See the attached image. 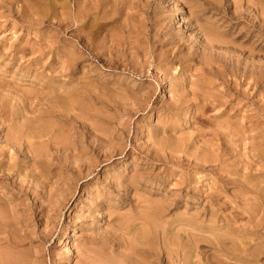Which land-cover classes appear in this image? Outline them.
I'll use <instances>...</instances> for the list:
<instances>
[{"label":"rangeland","instance_id":"374dc122","mask_svg":"<svg viewBox=\"0 0 264 264\" xmlns=\"http://www.w3.org/2000/svg\"><path fill=\"white\" fill-rule=\"evenodd\" d=\"M0 124V264H264V0H0Z\"/></svg>","mask_w":264,"mask_h":264},{"label":"bare ground","instance_id":"6f19581e","mask_svg":"<svg viewBox=\"0 0 264 264\" xmlns=\"http://www.w3.org/2000/svg\"><path fill=\"white\" fill-rule=\"evenodd\" d=\"M7 1H10V0H7ZM48 3V2H47ZM56 6H58V5H56ZM5 8V7H4ZM238 9V8H237ZM231 14V13H230ZM235 14V13H234ZM242 15V14H241ZM242 19V18H241ZM262 21V20H261ZM253 25V24H252ZM260 28V27H259ZM204 30V29H203ZM202 31V30H201ZM201 36V35H200ZM202 38V37H201ZM211 38V37H210ZM225 39V38H224ZM205 40V39H204ZM216 40V39H215ZM208 41V40H207ZM213 41V40H212ZM209 42V41H208ZM211 42V41H210ZM215 42V41H214ZM204 43H206V42H204ZM227 44V43H226ZM211 45V44H210ZM209 45V46H210ZM208 47V46H207ZM216 47V46H215ZM236 50V49H235ZM235 50H234V52H235ZM229 51V50H228ZM230 52V51H229ZM250 52V51H249ZM252 53H253V51H251ZM232 53V52H231ZM242 53V52H241ZM248 54V53H247ZM250 55V54H249ZM229 56V55H228ZM247 56V55H246ZM19 58V57H18ZM245 61V60H244ZM257 61V60H256ZM255 61V62H256ZM260 61V60H259ZM20 62V61H19ZM250 63V62H249ZM253 63V62H252ZM226 64V63H225ZM258 64V63H257ZM260 64V63H259ZM219 69V68H218ZM216 70V69H215ZM222 71V70H221ZM192 83V82H191ZM244 87V86H243ZM236 88H238V87H236ZM243 89V88H242ZM198 90V89H197ZM76 91V90H75ZM182 92V91H181ZM76 94V93H75ZM4 97V96H3ZM95 97V96H94ZM176 97H177V95H176ZM48 98V97H47ZM58 98V97H57ZM96 98V97H95ZM53 100V99H52ZM56 101V100H55ZM130 102V101H129ZM17 105V104H16ZM149 106V105H148ZM81 107V106H80ZM79 108V107H78ZM195 108V107H194ZM203 110H204V108H203ZM69 117V116H68ZM71 118V117H70ZM2 124V123H1ZM0 124V125H1ZM30 125V124H29ZM3 127V126H2ZM5 128V127H4ZM30 131L31 130H29V133L28 134H30ZM19 129L18 130H14L13 131V133L11 132V133H9V134H7V136H6V143H7V145L9 146V149H12L11 151H13V153L12 152H10V160H8V164H6V162H4V160H7V159H4V158H6V156L3 158V160H1L0 161V180L1 181H5V180H7L8 182L10 181V184L12 185L11 186V188H12V190H13V193L14 194H21V196L20 197H24V196H27V195H29L28 193L30 192V191H32L31 190V188H32V186L30 187L29 185H27V184H25V179L26 178H24V180H20L19 179V182H17L16 180H13L14 179V176H15V174H16V176L18 175L17 174V169H19V163H18V160L20 159V156H19V153L21 152V150H22V147H25V149L27 150V152L25 153L24 152V157L23 158H25L26 157V160L27 159H29L30 160V164L32 165V170L30 171V172H32L33 173V171L35 172V173H33V174H35V176L34 175H31V176H33L32 177V179L34 180L35 179V177H41L42 175H43V173L40 171H36V168L37 169H39L38 167H39V161L37 160V156L35 157L34 156V153L32 152L33 150H32V147H33V145H31V144H33L32 142L30 143L29 141H30V139H31V137H32V134L31 135H29L28 137H30V138H20V135H19ZM32 133V132H31ZM38 133V132H37ZM58 134V133H57ZM201 134V133H200ZM22 135V134H21ZM202 137V136H201ZM35 138V137H34ZM200 138V137H199ZM198 138V139H199ZM29 139V140H28ZM4 140V139H3ZM202 140V139H201ZM203 141V140H202ZM205 141V140H204ZM207 143V142H206ZM37 145H38V143H37ZM36 145V146H37ZM32 146V147H31ZM35 146V147H36ZM40 146V145H39ZM174 146H176V145H174ZM210 146V145H209ZM43 147V146H42ZM172 147V146H171ZM40 148V147H39ZM36 150V149H35ZM164 150V149H163ZM207 150V149H206ZM39 151V150H38ZM22 152H23V150H22ZM59 152V151H58ZM9 153V152H8ZM38 154V153H37ZM203 154V153H202ZM205 154V153H204ZM209 154H211V153H209ZM52 155V154H51ZM174 155V154H173ZM9 156V155H8ZM8 158V159H9ZM39 158V157H38ZM202 158V157H201ZM52 159V158H51ZM53 159H54V157H53ZM176 159V158H175ZM99 160V159H98ZM211 160V159H210ZM28 161V160H27ZM49 162H50V164L52 163L53 164V160H48ZM204 161V160H203ZM42 162V161H41ZM47 163V162H46ZM196 163V162H195ZM208 164V163H207ZM41 165V164H40ZM192 165V164H191ZM6 166H7V168H6ZM29 167H31V166H29ZM36 167V168H35ZM34 169V170H33ZM44 169V168H43ZM40 170V169H39ZM24 171V170H23ZM44 171V170H43ZM64 171V170H63ZM45 173V172H44ZM46 173H48V172H46ZM42 174V175H41ZM49 175V174H48ZM22 177H23V175H22ZM26 177V176H25ZM30 177V176H29ZM18 178V177H17ZM23 179V178H22ZM31 179V178H30ZM29 180V179H28ZM37 181V180H36ZM67 180H65V182H66ZM15 183H17L16 185H15ZM29 183H33L31 180H30V182ZM34 183H35V181H34ZM42 185V184H41ZM51 185V184H50ZM35 187V186H34ZM42 189V188H41ZM68 189V188H67ZM36 190V189H35ZM39 190V189H38ZM45 190V189H44ZM44 190H43V193L41 192V200H43V204H41L40 205V209H39V211L37 210H35V211H33V212H31V218L33 219V221H34V219H35V217L37 216V214L38 213H40L41 214V217L43 218V219H45L46 218V225H45V228L47 229L51 224H53V227L55 226V221L53 220H51V218H49V213L50 212H54V209L56 208V206L54 205L56 202H53L52 201V193H50V191L47 193V192H44ZM47 190V189H46ZM45 190V191H46ZM67 191V190H66ZM19 194V195H20ZM64 196V195H63ZM65 197V196H64ZM69 197V196H68ZM37 198V197H36ZM1 197H0V206L2 207L3 206V201H1ZM18 199V198H17ZM5 200V199H4ZM16 200V199H15ZM20 200V199H19ZM22 201V200H21ZM11 202V201H10ZM37 202V201H36ZM58 202V201H57ZM65 202V201H64ZM12 203V202H11ZM10 203V204H11ZM18 203V202H17ZM38 203V202H37ZM42 203V202H41ZM54 203V204H53ZM60 203V202H59ZM6 203H4V205H5ZM38 204H40V203H38ZM9 204H7V206H8ZM56 205H57V203H56ZM11 206H13V205H11ZM0 207V232L2 233L3 231L4 232H6V235H4V236H7V238H9L10 240H8L9 241V244H15V242H20V240H18L19 238H18V236H16V234H15V232H14V230L17 228V224L18 223H21V221L19 220L20 219V217L17 215L16 216V214L14 213V212H17V211H14L13 209H9L8 207H7V209H9V212L8 211H5V208H1ZM5 207H6V205H5ZM57 207H58V205H57ZM27 209V208H26ZM59 209V208H58ZM152 209V208H151ZM150 209V210H151ZM11 211V212H10ZM145 211V210H144ZM12 213H14V214H12ZM22 214V213H21ZM142 214V213H141ZM144 214V213H143ZM162 214V213H161ZM22 216V215H21ZM51 216V215H50ZM137 218V217H136ZM25 219V218H24ZM30 219V218H29ZM29 219H26L27 221L29 220ZM48 219V220H47ZM130 219V218H129ZM129 219H128V221H129ZM145 219V218H144ZM147 219V218H146ZM126 220V219H125ZM25 221V220H24ZM125 222V221H124ZM147 222V221H146ZM158 222V221H157ZM40 223V222H39ZM128 223H130V222H128ZM152 223V222H151ZM42 224V223H41ZM58 224V223H57ZM153 224V223H152ZM258 226V225H257ZM256 226V227H257ZM14 227V229L13 230H10L11 228H13ZM53 227L52 228H50L47 232H43V233H41V235H40V240H43V242L44 241H46V240H48L52 235H53ZM55 228V227H54ZM123 228H125V227H123ZM232 228V227H231ZM244 228V227H243ZM6 229H9L8 231L6 230ZM19 229V228H18ZM17 229V230H18ZM230 229V228H229ZM247 229V228H246ZM231 230H233V229H231ZM236 230V229H235ZM238 230V229H237ZM236 230V231H237ZM242 230V229H241ZM20 231V230H19ZM26 231V230H25ZM240 231V230H239ZM238 231V232H239ZM243 231V230H242ZM230 233H231V231H229ZM241 232V231H240ZM235 233V232H234ZM4 234V233H3ZM22 234V233H21ZM228 235V234H227ZM232 235H235V234H233V232H232ZM232 235L230 236V237H232ZM0 236H2V234L0 235ZM229 236V235H228ZM240 236H241V234H240ZM194 237V236H193ZM261 237V236H260ZM1 238V237H0ZM238 238H240V237H238ZM245 238V237H244ZM1 240V239H0ZM50 240V239H49ZM176 240V239H175ZM4 241V240H3ZM108 241V240H107ZM133 241V240H132ZM229 241V240H228ZM135 242V241H134ZM210 242V241H209ZM219 242V241H218ZM138 243V242H137ZM227 243V242H226ZM238 243V242H237ZM236 243V244H237ZM19 244V243H18ZM141 244V243H140ZM165 244H167V242L165 243ZM231 244V243H230ZM250 244L251 243H249V245L248 246H250ZM137 244H135V246H136ZM146 245V244H145ZM162 245V244H161ZM163 245H164V242H163ZM227 245H229V243H227ZM232 245V244H231ZM246 245V244H245ZM245 245H243V246H245ZM2 246V245H1ZM1 246H0V248H1ZM6 246V245H5ZM133 246V245H132ZM233 246V245H232ZM137 247H141V246H137ZM165 247V246H164ZM217 247V246H216ZM255 247H256V245H255ZM259 247V246H258ZM232 248V247H231ZM245 248H246V246H245ZM66 249V248H65ZM141 249V248H140ZM256 249V248H255ZM2 250V249H1ZM1 250H0V252H1ZM79 250H80V248H79ZM231 250V249H230ZM233 250V249H232ZM239 250V249H238ZM238 250H237V253H238ZM245 250V249H244ZM253 250V249H252ZM258 250V249H257ZM87 251V250H86ZM90 251V250H89ZM132 251V250H131ZM170 251H171V249H170ZM173 251V250H172ZM241 251V250H240ZM5 252V251H4ZM169 252V251H168ZM180 252V251H179ZM178 252V253H179ZM230 252H232V251H230ZM229 252V253H230ZM233 252H236V250L235 251H233ZM232 252V253H233ZM250 252H252V251H250ZM249 252V253H250ZM254 252H255V250H254ZM257 252V251H256ZM175 253V252H174ZM207 253V252H206ZM228 253V252H227ZM229 253H228V255H229ZM241 253V252H240ZM239 253V254H240ZM248 253V254H249ZM88 255H89V253H87ZM93 254V253H92ZM231 254V253H230ZM82 255V254H81ZM241 255H242V253H241ZM241 255H239V256H241ZM2 256V254L0 255V257ZM229 256H232V258H233V254H231V255H229ZM8 257V256H7ZM171 257V256H170ZM235 257H236V255H235ZM2 260L3 261H7V263L8 262H10V259H8V258H5L4 256H2ZM79 258V257H78ZM89 258V257H88ZM231 258V257H230ZM231 258V259H232ZM258 258V257H257ZM108 259V258H107ZM244 259V258H243ZM101 260V259H100ZM113 260V259H112ZM179 260V259H178ZM205 260V259H204ZM102 261V260H101ZM239 261V260H238ZM79 263H80V261H78ZM113 262H114V260H113ZM159 262V261H158ZM212 262V261H211ZM206 264H208V262L206 263Z\"/></svg>","mask_w":264,"mask_h":264}]
</instances>
